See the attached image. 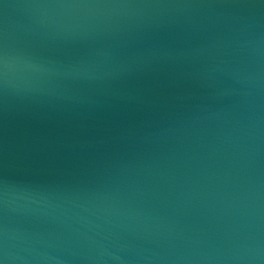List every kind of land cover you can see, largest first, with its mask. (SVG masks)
I'll list each match as a JSON object with an SVG mask.
<instances>
[{
  "label": "water",
  "instance_id": "1",
  "mask_svg": "<svg viewBox=\"0 0 264 264\" xmlns=\"http://www.w3.org/2000/svg\"><path fill=\"white\" fill-rule=\"evenodd\" d=\"M0 264H264V0H0Z\"/></svg>",
  "mask_w": 264,
  "mask_h": 264
}]
</instances>
